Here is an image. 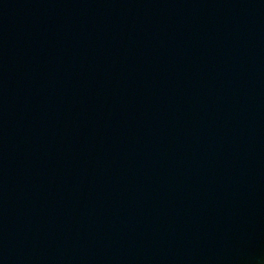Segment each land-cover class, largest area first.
I'll list each match as a JSON object with an SVG mask.
<instances>
[{
  "label": "water",
  "instance_id": "obj_1",
  "mask_svg": "<svg viewBox=\"0 0 264 264\" xmlns=\"http://www.w3.org/2000/svg\"><path fill=\"white\" fill-rule=\"evenodd\" d=\"M0 264H264V0H0Z\"/></svg>",
  "mask_w": 264,
  "mask_h": 264
}]
</instances>
